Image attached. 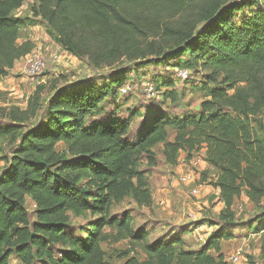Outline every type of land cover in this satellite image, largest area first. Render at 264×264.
<instances>
[{"label":"trees","instance_id":"obj_1","mask_svg":"<svg viewBox=\"0 0 264 264\" xmlns=\"http://www.w3.org/2000/svg\"><path fill=\"white\" fill-rule=\"evenodd\" d=\"M26 1L0 0L1 75L35 48L30 40L17 43L26 19L15 13ZM215 1L36 0L34 14L48 23L52 37L95 68L124 57L150 62V56H175L182 64L186 55L187 66L178 68L192 73L202 61L208 69L203 82L216 86L198 112L169 115L155 104L134 132L129 117L111 111L107 116L102 108L125 76L53 88L47 99L37 87L27 109H16L11 123L0 125V137L25 128L0 174V264H10L13 255L23 264H111L104 240L129 241L124 264H227L221 247L231 237L227 232L215 231L190 250L180 237L149 242L148 230H134L130 212H112L126 196L151 205L142 165L158 164L159 143L173 167L181 152L190 160L205 148L207 162L219 169L213 184L229 217L245 193L261 209L256 232L264 231V135L253 119L264 109V0H234L222 11L213 7ZM162 88L165 98L178 102L172 84ZM31 118H37L33 125L27 124ZM168 128L176 131L174 140H168ZM84 213L92 219L79 233L72 231L71 215ZM137 248L145 257L131 256Z\"/></svg>","mask_w":264,"mask_h":264},{"label":"rangeland","instance_id":"obj_2","mask_svg":"<svg viewBox=\"0 0 264 264\" xmlns=\"http://www.w3.org/2000/svg\"><path fill=\"white\" fill-rule=\"evenodd\" d=\"M233 2L234 0H216L213 3V7L222 11L232 6ZM35 5L36 0H27L15 13L17 17L26 19L25 25L22 26L20 30L17 43L20 44L26 40L32 41L35 45L33 51H39L41 53L40 56L45 60L46 67L39 75L32 76L25 71V60L23 58L15 62L14 67L8 71L7 75L0 74V125L5 126L10 124L11 115L16 109L26 110L30 98L39 86L42 88V97L47 99L51 96L53 88L82 83L93 78L96 79L97 82L106 83L117 75L125 76L122 80L123 83L119 85L120 87L125 84L130 85V93L128 95H122L119 91V85L116 86L117 94L106 98L102 103V108L103 111L106 109L108 110V114L106 113L107 116L111 111L113 115L116 114L123 118L129 117L133 132L139 126L145 112L151 113L155 104H160L164 107L165 112L169 115L178 114V112L182 113L179 111L181 108L184 112L188 110L190 112H195L198 104L201 103V100L208 94L209 88L216 86V84H212L208 87L203 82L204 75L208 72V69L204 68L201 63L202 61H199L201 64L198 63L196 67H194L190 79L183 81L178 78L176 74L177 68L187 66L183 63L188 59L186 55H182L181 57L182 64L177 62L175 56L168 57L166 60L154 59L155 57L150 56L148 60H153L150 62L142 59L132 61L124 57L112 65H103L95 68L89 64L87 57L80 58L74 56L67 53L62 48L58 41L52 37L53 31H51L48 23L44 21L42 17L34 14ZM237 19L239 18L237 17L235 20ZM55 54L57 55L56 60L52 58V55ZM146 63L148 64L144 65ZM142 64L143 66H141ZM148 79L151 81L153 80L157 89L161 92L158 97L149 98L146 95L144 86ZM165 84L173 85L174 90L177 92L178 102L176 101V103H174L172 99H167L163 96L162 93L165 89L162 87ZM253 119H255V127L264 135V109L255 115ZM36 122L37 118H31L27 121V124L33 125ZM24 131L25 128H21L18 130L16 136L0 137V174L3 172L4 168L8 166L7 161L18 144L20 133ZM169 132L171 133L172 131L169 129ZM62 146L63 144L59 143L57 149H61ZM155 151L158 155V164L151 167H147V164L142 165V168L148 171L151 194V182L157 183L158 179L163 175L168 176L170 182L175 184L173 186L170 184L167 186L174 188L178 192L173 193L172 189V192L169 193V198L164 200L165 202H160L159 199H156L153 203L155 208H151L148 212L144 211L145 209L139 208L133 197L126 196L120 203L113 205L112 212L115 214L124 211L130 212L134 217V230H148V241L151 242L157 241L159 232L157 228L154 227L156 224L151 223L152 221L150 219L154 216L158 217V219L164 222L161 228L168 230V226L171 223L167 224V222L174 219V213H176L173 211V208L181 209L179 212L182 214L185 222L195 224L200 218H203L200 222L206 221L208 225H217V227L213 229L210 228L212 233L215 231H223L231 235V237L223 239L221 242L226 263L229 262L233 254H240L241 261L239 264H264V231L256 232L255 226L257 223L254 222L256 216L261 212V209H258L250 199H247L245 193L236 200L234 211H232L234 217H229V214H231L230 211L216 206L217 202H212L209 206L197 209V204L194 203L198 201V198L192 195L191 190L196 186L200 188L201 193L202 181L207 179V175L204 177V169L194 168L195 170H186L187 167H184V170H178L176 166V168H172L173 166L169 168L164 159L162 160V145L157 146ZM195 156L198 157L199 154L195 153ZM166 169H170L168 173H166ZM189 172L194 174V179L189 184L185 185L178 181H172L173 176H180ZM211 184L213 183L211 182ZM154 191L155 190H153V192ZM180 199L183 200V204L179 202L181 201ZM178 206H182L183 208H177ZM27 207L31 220H36L35 205L30 198L27 199ZM190 212L194 213V218L189 216ZM198 214H200V216ZM91 219L92 215L90 213H84L80 216L71 215L72 231L79 233V228L86 226ZM224 222H228V225ZM184 228H188V225L178 230L171 229L165 232L166 234L162 239L169 240L174 238V236L181 235L184 233ZM106 231H109V228H106ZM172 234L174 236H172ZM199 234L204 235L206 240L200 242L196 235L194 236L191 234L188 236V240L191 244H204L207 241V232ZM169 235L170 237H168ZM102 246L106 252V259L109 263L124 264L125 259L123 257V252L130 248L129 241L120 240L114 242L111 240H104ZM136 254L143 258L144 254L140 248H137L136 252H131V256H135ZM10 264L23 263L19 261L16 255H13L10 259ZM35 264H41V262L36 261Z\"/></svg>","mask_w":264,"mask_h":264},{"label":"crops","instance_id":"obj_3","mask_svg":"<svg viewBox=\"0 0 264 264\" xmlns=\"http://www.w3.org/2000/svg\"><path fill=\"white\" fill-rule=\"evenodd\" d=\"M199 109H200V103L198 104L195 112H198ZM179 111L182 113L178 112V114H175V115H182L184 113V110H182V108ZM169 129L172 132L171 133L169 132L168 140L171 141V140H174L176 131L173 128H168V131H169ZM160 145H162V147H164L163 143H159L157 146H160ZM198 154H199L198 157L195 156L190 160H186L187 153L181 152L179 164L176 166L177 168L172 167V166L171 167L176 168L178 170H180V169L184 170L185 169L184 167H187L186 170L204 169V177H205V175H207V179L202 181L201 193L198 196H196L198 198V201L195 202L194 204H197V209H200L201 207L209 206L210 203H212V202L213 203L217 202L216 206H220L223 208L224 202L220 200V189L215 187L214 184H211V182L212 183L216 182L217 177H218V173H219V169L214 167V166H211L207 162V160H206V149L205 148H203ZM163 159H164V156H163L162 160ZM164 161H165V159H164ZM168 166L170 168V165H167V167ZM169 170L170 169H166V173H168ZM168 181H169V183H168ZM151 183H152V188H151V190H152V203H151V205L150 206H140L136 203V205L139 208L145 209L144 211H146V212H148V210H150L151 208L152 209L155 208L153 203H154V201H156V199L157 200L159 199L160 202L161 201L163 202L164 200H167V198H169L168 196H169V193L172 192L171 191L172 189H173V193L178 192L174 188L168 187L169 184L172 186L175 185V184H172L170 182V179H168V176L163 175L160 177V179H158L157 183L156 182H151ZM153 190H155V191L153 192ZM176 194L179 195L178 193H176ZM246 198L249 199L247 196H246ZM182 201L183 200H181L179 202L182 203ZM179 207L183 208L182 206H178L177 208H179ZM173 211H175L176 213H174V219L167 222V224L171 223L168 226V230H165V228L164 229L161 228V225L164 222L161 219H158V217L154 216L150 219L152 221L151 223L156 224V226H154V227L157 228V231L159 232L157 240L160 238H163L166 234L165 232H168L171 229L172 230H178V229H180L182 227H186L188 225V228H184L183 234L174 236L175 234L173 233L174 235L172 234V236L182 238L184 240L185 249L195 250V249L200 248L203 244H191L190 241L188 240V236L191 234L194 236L195 235L197 236V234H199V233L207 232V236L209 237V235L212 233L211 229L217 227L216 224H209L208 225L206 223V221L200 222L203 218H200V219L198 218L199 220L197 222H195V224L185 222L182 214L179 212V211H181V209L173 208ZM198 215L200 216V214H198ZM208 226H210V227H208ZM168 237H170V235ZM151 242H154V241H151ZM143 257H145V256L143 255Z\"/></svg>","mask_w":264,"mask_h":264},{"label":"built area","instance_id":"obj_4","mask_svg":"<svg viewBox=\"0 0 264 264\" xmlns=\"http://www.w3.org/2000/svg\"><path fill=\"white\" fill-rule=\"evenodd\" d=\"M40 54L41 53L39 51H37V52L32 51L31 53H29L25 57H23L25 60V66H24L25 71L32 76L39 75L46 67V62L40 56ZM52 58L54 60H56L57 55L56 54L52 55ZM176 74H177L178 78L183 80V81H187L192 76L191 70L186 69V68H177ZM119 91L121 92L122 95H128L131 91V87H130V85L125 84L119 88ZM144 91L149 98H155L161 94V92L157 89L156 84L151 80H148L146 82V84L144 86ZM193 179H194V174L192 172L182 174L180 176H173L172 177L173 182L178 181L179 183L185 184V185L192 182ZM191 193L195 197L198 196L200 194V188L195 186L194 188H192ZM189 216L191 218H194V213L190 212ZM197 237H198V240L200 242H204L206 240L205 236L202 234H197ZM240 261H241L240 260V254H233L230 257V260L227 264H239ZM257 264H259V263H257Z\"/></svg>","mask_w":264,"mask_h":264}]
</instances>
